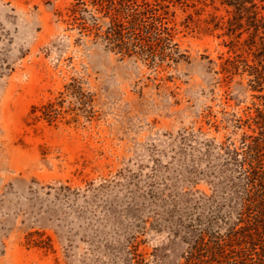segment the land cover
Segmentation results:
<instances>
[{
    "label": "rangeland",
    "instance_id": "obj_1",
    "mask_svg": "<svg viewBox=\"0 0 264 264\" xmlns=\"http://www.w3.org/2000/svg\"><path fill=\"white\" fill-rule=\"evenodd\" d=\"M94 1L0 0V264H127L133 241L180 264L237 218L222 145L264 109L249 67L264 31L221 1L173 0L178 54L153 65L108 46Z\"/></svg>",
    "mask_w": 264,
    "mask_h": 264
},
{
    "label": "trees",
    "instance_id": "obj_2",
    "mask_svg": "<svg viewBox=\"0 0 264 264\" xmlns=\"http://www.w3.org/2000/svg\"><path fill=\"white\" fill-rule=\"evenodd\" d=\"M211 1L233 7L238 22L246 20L255 30V37L264 31V15L259 11L264 10L259 5L264 0ZM94 4L97 12L110 19L102 37L123 58L146 57L155 65L178 54L175 30L171 27L173 0H95ZM256 52L259 62L249 66L254 76L251 82L256 91L264 92V37ZM261 98L264 100V96ZM238 127L251 131L243 134L241 146L222 145L229 156L228 163L240 166L238 177L242 185L236 184L237 218L234 223L225 224L224 232L201 230L180 264H264V109L257 108L254 115L240 118ZM33 238L34 234H30L29 245L52 248L50 239ZM127 253V264H149L135 241L130 243Z\"/></svg>",
    "mask_w": 264,
    "mask_h": 264
}]
</instances>
